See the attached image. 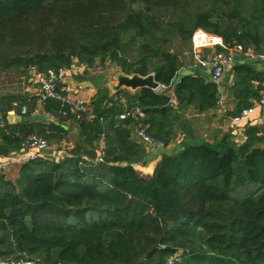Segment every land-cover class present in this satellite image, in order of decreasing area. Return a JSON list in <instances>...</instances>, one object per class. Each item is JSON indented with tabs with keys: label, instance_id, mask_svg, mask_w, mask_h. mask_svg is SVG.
<instances>
[{
	"label": "trees",
	"instance_id": "obj_1",
	"mask_svg": "<svg viewBox=\"0 0 264 264\" xmlns=\"http://www.w3.org/2000/svg\"><path fill=\"white\" fill-rule=\"evenodd\" d=\"M199 28L228 48L263 52L264 0H0V78L12 70L58 72L74 62L94 69L108 60L126 75L137 67L141 76L153 74L175 97L149 88L113 96L101 90L89 104L95 118L78 122L92 149L103 138L101 160L76 151L61 161L26 162L15 181L0 174V260L264 264V123L249 119L241 143L233 130L215 133L212 143H186L143 174L135 164L146 162L148 145L133 139L132 119H115L141 106L155 141L172 143L176 126L194 137L183 112L216 108L218 88L202 76L179 77L185 64L174 49L176 40L191 44ZM233 73L232 118L264 90V72L239 63ZM14 102L27 104L29 122L0 128V155L33 134L50 143L64 138L60 125L31 119L32 99L0 96V114L7 117ZM44 110L65 119L58 101Z\"/></svg>",
	"mask_w": 264,
	"mask_h": 264
},
{
	"label": "crops",
	"instance_id": "obj_2",
	"mask_svg": "<svg viewBox=\"0 0 264 264\" xmlns=\"http://www.w3.org/2000/svg\"><path fill=\"white\" fill-rule=\"evenodd\" d=\"M220 46L216 47H208L203 48L199 52L195 53L193 49L192 44V50L190 52V55L192 57V63H184V67L182 68L179 77L183 76V72L186 70H192L193 75L195 76H202L206 80V82H213L211 73L207 69H193L194 62L200 58V56L208 55L209 53L218 50ZM235 64L228 68L225 71V74L220 81L221 89L218 91L219 93V104L216 108L210 109L204 112H198L193 106H189L187 110L183 112V117L191 122L192 129L194 131V137L193 138H186L183 134V131L176 126L174 130V138L172 140V143L169 145L163 147L162 149H156L152 150L148 146V157L146 158V162H139L135 164V167L141 171L143 174H151L156 167L157 163L161 159V155L164 153L168 154H176L179 151L183 149V145L186 143H197V142H213V140L207 139L208 135H213L215 133H226L229 131H234L236 133V140L241 143V141H244L243 133L237 132L234 128H232V117H229L227 115L228 112H231L234 110L237 102L234 101L232 97L229 96L228 90L230 86L232 85V82L234 81V73L233 68L235 65L242 63V64H249L255 69L264 72V61H256L249 59L248 55L246 53H233ZM95 69V70H94ZM89 69L85 67L82 64H79L77 62H74L73 65L70 68L64 69L63 74L61 75V84L60 88L68 95L77 97L81 100H83L85 103L90 104L92 99L98 94L101 90H107L109 93V96H113L117 91L114 90V86L117 85V79L116 76L122 73L120 68L112 69H105L104 71L102 68H94ZM118 72V73H117ZM130 76V75H129ZM127 89L132 93H137L139 90L132 91L131 89L123 87L121 90ZM156 93L162 94L167 93L170 95V97L173 94V86H170L162 91L155 90ZM14 95V96H21L27 99H32L35 107H37L39 110H42L43 107L40 104V102L37 99V86L36 82L34 80V73L33 71H30L28 75L26 76V81L21 83L20 87L17 89H13L11 91L7 90H0V96L3 95ZM175 102V100H173ZM122 104H125V100L121 101ZM259 102H255L252 107L255 108L254 114L251 116L252 120H255L258 124L264 123V106H258ZM25 105V104H24ZM27 106V104L25 105ZM28 109V106H27ZM44 110V109H43ZM12 111V110H11ZM10 111V112H11ZM44 112H46L44 110ZM9 116L11 114L8 113V116L6 117L7 120L11 124H16L15 117L12 121L9 120ZM32 120L36 121H42L45 123H48V121L45 119L44 114H41L39 117H33L32 114L30 115ZM22 119V118H21ZM26 123L29 122L27 118ZM25 123V124H26ZM50 123V122H49ZM57 125H60L66 132V135L60 142H52L49 149H47L43 153V157L45 159H49L52 161H61L67 157H70L74 152L80 151L84 157L87 156V153L89 151L96 152L98 154V157L100 158V154L102 152V149L104 147V141L103 138L100 137L99 141L95 143V149H92L89 144H86L84 142V139L81 137L80 129L77 124L72 118H65L60 123L58 120L54 121ZM205 135V136H202ZM133 139L137 142L138 136L136 131H133ZM142 143V142H140ZM1 144V140H0ZM144 144V143H143ZM20 154H22V151L20 149L17 150H11L6 155H0V160L6 159L9 157H18ZM98 158V160H99ZM22 164L15 163L13 164L9 170L5 173V175L8 173V176L6 177L12 181H15L18 177L19 170Z\"/></svg>",
	"mask_w": 264,
	"mask_h": 264
},
{
	"label": "built area",
	"instance_id": "obj_3",
	"mask_svg": "<svg viewBox=\"0 0 264 264\" xmlns=\"http://www.w3.org/2000/svg\"><path fill=\"white\" fill-rule=\"evenodd\" d=\"M191 44H193L194 52L197 53L203 48L208 47H223L225 51L215 50L208 55L200 56L193 65V69H207L211 73L213 82L217 84L218 91L221 89V80L225 74V71L233 66L236 62L234 60L233 53H246L251 60L264 61V51L255 53L252 50H245L241 44L235 47L228 48L223 43L220 36H216L206 32L205 30L199 28L193 34L191 39ZM31 71L34 73V80L37 86V99L44 109V105L49 100H55L60 103L62 108V116L65 118H72L75 122L82 120L84 115H87L91 120L95 118L93 114L90 113L89 104L85 103L83 100L66 94L61 88V75L64 69L56 72L50 70L48 72H39L35 68ZM234 85V81L232 82ZM231 85V86H232ZM264 85V84H263ZM167 87L160 85L157 91H162ZM171 100H175L174 94L171 96ZM258 106H264V90L261 92V98L259 99ZM39 110L38 108L32 113L33 117H39L44 114L45 119L48 122H54L57 119L51 114L44 112V110ZM255 108L249 107L245 108L240 112V115L232 118V128L237 130V132L244 131V125L251 119L254 114ZM14 117L24 118L28 114L27 106L21 105L19 102L13 103V110L9 112ZM146 117L144 109L141 106H134L130 109H126L123 114L117 116L115 119L117 121H124L125 119H132L135 123V131L137 136L148 146L152 145L156 149H162L165 147L164 142L155 141L147 134V127L144 125L143 121ZM103 119H101L102 121ZM8 124H11L5 116L0 114V128L7 129ZM51 143L44 137L38 135L28 136L21 144L20 150L22 154L18 157H9L0 160V174H5L9 168L15 164H24L29 161L37 160L43 157V153L49 149ZM101 160V158H99ZM0 264H34L33 261L26 257L20 258L18 260H0ZM172 264V261H169Z\"/></svg>",
	"mask_w": 264,
	"mask_h": 264
},
{
	"label": "rangeland",
	"instance_id": "obj_4",
	"mask_svg": "<svg viewBox=\"0 0 264 264\" xmlns=\"http://www.w3.org/2000/svg\"><path fill=\"white\" fill-rule=\"evenodd\" d=\"M175 51L177 53H179L183 63H192V57L190 55V46L191 44H186L183 42H179V41H175ZM102 68V70L104 71L105 69H112L115 68L117 70V68H119L117 65H115L114 63H112L111 61H106L103 65H101L100 63L95 67V68ZM95 70V69H94ZM118 73V72H117ZM24 81H26V76L21 75L18 71L16 70H12V71H8L6 73L2 74V77L0 78V90H7V91H11L13 89H17L20 87L21 83H23ZM202 136H205L202 134ZM215 137V134L213 135H208L207 139L209 140H213ZM214 141V140H213ZM203 142V141H202ZM202 142H197L195 144H202ZM8 176V173L6 174ZM9 259L11 261H13L14 256L9 257Z\"/></svg>",
	"mask_w": 264,
	"mask_h": 264
},
{
	"label": "water",
	"instance_id": "obj_5",
	"mask_svg": "<svg viewBox=\"0 0 264 264\" xmlns=\"http://www.w3.org/2000/svg\"><path fill=\"white\" fill-rule=\"evenodd\" d=\"M183 76L186 75H193V71L192 70H186L183 72L182 74ZM117 79V85L114 86V90L115 91H120L123 87L131 89L132 91H136L139 89H143V88H149L152 90H157L160 87V84L158 82L155 81L154 75H148V76H141L140 75V69L137 67L133 70L132 75H126V74H121L119 73L116 76ZM13 116H9V120L12 121L13 120ZM15 122L16 123H23L25 124L27 122V120L25 118H18L15 117ZM137 140L139 142L144 143L139 137L137 138ZM149 147L152 150H156V148L152 145H149Z\"/></svg>",
	"mask_w": 264,
	"mask_h": 264
}]
</instances>
